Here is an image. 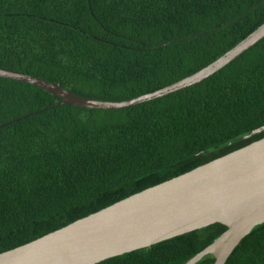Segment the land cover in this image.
I'll return each mask as SVG.
<instances>
[{"label":"trees","instance_id":"16d2710c","mask_svg":"<svg viewBox=\"0 0 264 264\" xmlns=\"http://www.w3.org/2000/svg\"><path fill=\"white\" fill-rule=\"evenodd\" d=\"M263 23L264 0H0V67L128 100L201 70ZM262 126L264 38L203 81L122 109L62 104L0 76V253L259 140ZM226 229L96 264H188ZM225 264H264V223Z\"/></svg>","mask_w":264,"mask_h":264},{"label":"water","instance_id":"95a60500","mask_svg":"<svg viewBox=\"0 0 264 264\" xmlns=\"http://www.w3.org/2000/svg\"><path fill=\"white\" fill-rule=\"evenodd\" d=\"M262 38L264 23L192 75L122 101L85 97L59 83L1 67L0 76L34 84L61 97L62 104L122 109L203 81ZM262 131L264 126L253 133ZM216 222L225 224L226 231L188 264H196L208 254L215 257L213 264H225L241 240L264 223V137L1 252L0 264H96Z\"/></svg>","mask_w":264,"mask_h":264}]
</instances>
